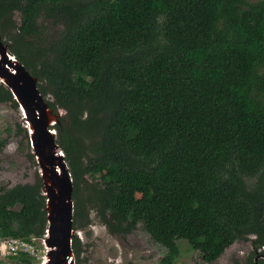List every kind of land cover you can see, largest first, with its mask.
<instances>
[{"label": "trees", "instance_id": "16d2710c", "mask_svg": "<svg viewBox=\"0 0 264 264\" xmlns=\"http://www.w3.org/2000/svg\"><path fill=\"white\" fill-rule=\"evenodd\" d=\"M0 36L49 106L65 110L53 128L75 230L96 211L112 234L143 225L166 248L164 264L182 240L206 263L251 240L247 264H264V0H0ZM0 103L19 109L1 82ZM96 181L119 183V194ZM26 187L0 184V240L46 234L40 175L16 208ZM72 247L80 264L77 233Z\"/></svg>", "mask_w": 264, "mask_h": 264}, {"label": "rangeland", "instance_id": "374dc122", "mask_svg": "<svg viewBox=\"0 0 264 264\" xmlns=\"http://www.w3.org/2000/svg\"><path fill=\"white\" fill-rule=\"evenodd\" d=\"M19 16L20 14L16 13L15 18L18 22L20 21ZM46 27L47 33L57 30V26H53L49 21H46ZM24 120L20 108L17 110L9 103H0V140H6V144L0 151V184L7 188L19 183L27 186L16 208H20L23 203L26 205L29 203V197L34 191L33 183L37 175H40L39 166L29 157L32 152L29 137H25L22 132L18 133L19 125L25 127L27 124ZM96 185L101 189L110 186L111 196L119 194V183L117 182L96 181ZM106 210L108 214H112L110 203L107 204ZM90 218L91 222L87 227L76 230L83 248L80 264H164L161 261L167 253L166 248L156 243L143 225L140 224L129 235L121 236L112 234L97 216L96 211H91ZM44 238L33 239L34 264H43V261H46V254L49 250L45 247ZM179 244L180 255L173 264H247L253 257L251 240L234 242L214 263L204 262L200 252L192 249L186 241L182 240ZM9 256L0 253V260L11 264ZM257 256H259L258 263L261 256L256 255L255 259ZM75 260L77 264L76 256Z\"/></svg>", "mask_w": 264, "mask_h": 264}, {"label": "water", "instance_id": "95a60500", "mask_svg": "<svg viewBox=\"0 0 264 264\" xmlns=\"http://www.w3.org/2000/svg\"><path fill=\"white\" fill-rule=\"evenodd\" d=\"M0 82L12 91L24 115L32 153L43 182L48 221L43 242L49 250L43 264H76L72 247L76 234L73 225V180L57 143V131L53 128L60 122L65 110L58 109L56 112L49 106L38 87V78L10 52L1 36Z\"/></svg>", "mask_w": 264, "mask_h": 264}, {"label": "built area", "instance_id": "2783aa9c", "mask_svg": "<svg viewBox=\"0 0 264 264\" xmlns=\"http://www.w3.org/2000/svg\"><path fill=\"white\" fill-rule=\"evenodd\" d=\"M20 252L34 254V245L18 238H4L0 240V253L4 255H16Z\"/></svg>", "mask_w": 264, "mask_h": 264}, {"label": "clouds", "instance_id": "9594fccd", "mask_svg": "<svg viewBox=\"0 0 264 264\" xmlns=\"http://www.w3.org/2000/svg\"><path fill=\"white\" fill-rule=\"evenodd\" d=\"M11 238V237H10ZM34 245V244H33ZM30 254V253H29ZM8 255H10V254H8ZM32 256H35V255H32Z\"/></svg>", "mask_w": 264, "mask_h": 264}, {"label": "flooded vegetation", "instance_id": "af4514ba", "mask_svg": "<svg viewBox=\"0 0 264 264\" xmlns=\"http://www.w3.org/2000/svg\"><path fill=\"white\" fill-rule=\"evenodd\" d=\"M44 237H45V236H44ZM44 237H43V238H44Z\"/></svg>", "mask_w": 264, "mask_h": 264}]
</instances>
